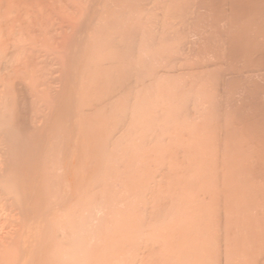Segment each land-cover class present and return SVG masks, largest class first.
<instances>
[{"label":"bare ground","instance_id":"bare-ground-1","mask_svg":"<svg viewBox=\"0 0 264 264\" xmlns=\"http://www.w3.org/2000/svg\"><path fill=\"white\" fill-rule=\"evenodd\" d=\"M0 264H264V0H0Z\"/></svg>","mask_w":264,"mask_h":264},{"label":"rangeland","instance_id":"rangeland-1","mask_svg":"<svg viewBox=\"0 0 264 264\" xmlns=\"http://www.w3.org/2000/svg\"><path fill=\"white\" fill-rule=\"evenodd\" d=\"M35 68H36V67H35ZM35 68H33V69H35ZM39 75H40V74H39ZM39 81H40V79H39ZM43 82H45V81H43ZM41 88H42V87H41ZM48 96H49V95H47V96H43L42 98L45 99V98L48 97ZM35 98H36V97H35ZM52 98H53V97H51L50 99H49V98H46V101L44 100L45 102L43 101V99L41 100V101H43V104L45 105V109L47 110V113L49 114V116H46V113L43 112V111H45V109H44V107H43V108L41 107V105H42V104H41L39 107H40L41 110H43V111H41L40 109H39V110L42 112V115L40 114V111L38 112V114L41 115V117H40V115H39L38 117H40L41 119H42L43 117H44V118L47 117V119H50V116H51L50 111H51L52 113L55 111L54 109H55L56 107H53V108H54L53 111H52V107H50V105L55 106V105H53V102H54V101H52V100H53ZM38 99H39V98H38ZM35 100H37V99H35ZM49 100L52 101V103L50 102V103H51L50 105H49ZM40 103H41V102H40ZM78 104H79V102H76V103H75V108H78ZM48 110H49V111H48ZM43 113H44V116H43ZM32 117H33V116H32ZM34 117H35V119H36L37 115L34 116ZM44 118H43V119H44ZM38 119H39V118H38ZM43 119H42V120H43ZM45 119H46V118H45ZM33 120H34V119H33ZM42 120H41L40 125H38V121H37V119L34 120V126L37 124L38 128H40V127H41V124L43 123ZM36 121H37V122H36ZM39 121H40V120H39ZM46 121H48V120H45V121H44V126H42L43 128H45V126L47 125V123H45ZM35 123H36V124H35ZM45 124H46V125H45ZM34 126H33V127H34ZM39 126H40V127H39ZM48 126H49V123H48ZM65 127H66V126H65ZM65 127H64V128H65ZM34 128H36V126H35ZM46 128L48 129L47 126H46ZM46 128H45V129H46ZM41 129H42V128H41ZM41 129H39V130L36 129L37 132L39 131L38 133H37V132H34V131L32 130V133L34 132V133H36V135L39 136V135L42 134L41 132H45V131H46V130L44 131V130H41ZM66 129H67V128H66ZM66 129L63 130V133L66 132ZM40 130H41V131H40ZM11 133H12V131H11ZM13 133H15V132H13ZM34 133H33V134H34ZM45 133H46V132H45ZM33 134H32V136L34 137L35 134H34V135H33ZM12 135H13V134H12ZM36 135H35V136H36ZM62 135H63V134H62ZM62 135H61V136H62ZM33 137H32V138H33ZM58 137H59V136H57V138H58ZM57 138H56V139L54 138L55 141L57 140L56 142H58V141L60 142L61 139L58 140ZM83 139H84V136H83ZM29 140L31 141V139H29ZM32 140H35V141H32V145H33V143H36V141H37V136L35 137V139L33 138ZM55 141H52V142H54V145H53L52 142H50V145H53V146L56 145V146H57L58 144H55V143H56ZM63 141H64V140H63ZM25 142H27V141H25ZM25 142H24V143H25ZM61 142H62V141H61ZM27 143H30V142H27ZM73 155H74V157H73ZM75 155H76V154H72V153L70 154V157H68V165H69V163H70V159H73V161H74ZM71 157H72V158H71ZM87 157H88V155H87ZM77 158H78V157H77ZM75 159H76V158H75ZM65 162H66V161H65ZM71 162H72V161H71ZM71 166H73V165H71ZM71 166H69V167H71ZM69 167H67V169H68ZM72 168H73V167H71V170H70V173H69V174H70L69 176H70L71 178H72V174H71V173H73V172H72ZM69 169H70V168H69ZM69 169H68V170H69ZM68 170H67V173L69 172ZM73 170H74V169H73ZM75 173H76V172H74V175H75ZM67 177H68V176H67ZM70 177H69V178H70ZM71 178H70V179H71ZM64 191H65V190H64ZM64 191H63V192H64ZM71 191H72V190H71ZM71 191H68V190H67V192H69V193H71ZM64 193L66 194V192H64ZM64 193H63V194H64ZM20 194H21V193H20ZM57 194H58V193H57ZM59 194H60V193H59ZM60 195H61V194H60ZM20 197H21V195H20ZM56 197L60 199L59 195L56 196ZM56 197H55V196L52 197L53 200H55V202H56L57 199H54V198H56ZM61 197H62V196H61ZM67 197H68V199H69V196H66V197H65V195H63V198L66 199ZM61 199H62V198H61ZM50 200H51V198H50ZM53 200H52V201H53ZM57 201H58V200H57ZM62 201H63V200H62ZM62 201H61V202H62ZM61 202H60V203H61ZM66 202H68V200H66ZM50 203H51V201H50ZM52 204H53V203H52ZM70 204H71V203H70ZM70 204L67 203V204L65 205V207L68 208V206H70ZM54 205H55V204H54ZM54 205H51V208H53ZM58 205H59V201H58V203H57V206L55 205L56 207L53 208L54 212H57L56 209H59V206H58ZM50 217H51V216H49L46 220H42V223H41V220L35 218V219L32 220V226L34 227L33 224L36 223L35 225H36L37 227H40V226L44 225L46 222H48V219L50 220ZM51 218H52V217H51ZM36 219H37V220H36ZM38 220H39V223H40V224L38 223ZM34 222H35V223H34ZM36 226H35V227H36Z\"/></svg>","mask_w":264,"mask_h":264}]
</instances>
